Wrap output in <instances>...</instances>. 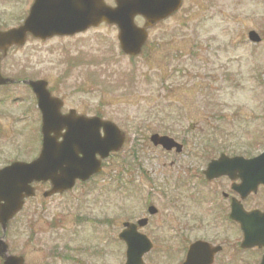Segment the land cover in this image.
<instances>
[{
  "label": "rangeland",
  "instance_id": "obj_1",
  "mask_svg": "<svg viewBox=\"0 0 264 264\" xmlns=\"http://www.w3.org/2000/svg\"><path fill=\"white\" fill-rule=\"evenodd\" d=\"M31 2L0 0V28L18 25ZM249 29L264 36V0H186L149 31L136 58L121 52L117 27L107 24L12 48L0 62L4 75L44 78L68 106L105 105L126 143L97 179L47 198L49 184L40 185L10 222L11 253L26 264H124L118 233L124 221L149 217L148 204L158 213L142 230L154 242L146 264H181L187 237L219 242L228 210L216 206L220 188L205 182L202 171L247 141L248 121L233 123L234 113L248 116L264 105V39L253 44ZM33 100L22 85L0 88V168L40 151ZM28 108L34 110L24 114ZM153 133L186 143L183 153L155 146ZM185 222L196 229L183 232ZM233 233L235 264H258L259 251L241 250L238 227Z\"/></svg>",
  "mask_w": 264,
  "mask_h": 264
},
{
  "label": "water",
  "instance_id": "obj_2",
  "mask_svg": "<svg viewBox=\"0 0 264 264\" xmlns=\"http://www.w3.org/2000/svg\"><path fill=\"white\" fill-rule=\"evenodd\" d=\"M116 7L108 6L104 0H35L30 14L24 24L8 31H0V51L7 54L12 44L23 45L29 33L35 37L48 38L53 35L74 34L83 31L102 21L117 24L119 40L124 53L138 55L148 37L147 28L157 21L166 19L181 5L182 0H115ZM142 15L146 18L144 27L135 24V17ZM253 40L260 38L251 32ZM0 74V85L14 82ZM38 99V105L43 114L42 134L43 147L40 156L32 162L17 161L0 170V256L2 264H25L23 256L9 253L6 243V231L9 221L22 209L25 198L35 194L33 182L48 181L52 189L45 196L63 192L72 188L77 178L88 179L101 169L100 160L108 156L110 150L118 149L123 139L114 133L111 123L106 124L107 135L103 139L96 138L91 133V124L84 123L83 127H70L62 143H57L54 125L58 121L62 102L51 96L46 80H26ZM156 144L171 149L176 143L167 136L152 137ZM82 154V156H80ZM243 158L230 159L221 156L210 163L206 175L213 178L216 174L227 173L231 166L247 165ZM238 170V169H237ZM217 172V173H216ZM152 213L155 209H150ZM231 216L238 220L244 231L245 248L264 246V213L260 211L246 212L239 202H234ZM146 220L140 221L144 225ZM128 229L120 237L128 243L127 261L125 264H144L143 255L150 251L152 243L148 238L139 234L134 225L127 224ZM209 245L199 241L191 245L188 260L184 264H211L212 254L220 250H208ZM261 264H264V256Z\"/></svg>",
  "mask_w": 264,
  "mask_h": 264
},
{
  "label": "flooded vegetation",
  "instance_id": "obj_3",
  "mask_svg": "<svg viewBox=\"0 0 264 264\" xmlns=\"http://www.w3.org/2000/svg\"><path fill=\"white\" fill-rule=\"evenodd\" d=\"M181 10L182 7L180 8L179 11ZM137 21L139 22V24L142 22L140 17L137 18ZM262 38L264 39V36H262ZM260 84L264 89V80H262ZM87 91L88 90H85V93ZM51 92L52 95L58 96L63 99V106L61 108L62 115H67L70 114V112L71 113L73 112V115L75 117H77L78 115L79 116L83 115L87 117L97 116L104 120L108 119V116L106 115L107 107L105 105H103L101 108L100 106L92 107L86 101H80L78 104L68 106L66 98L60 92H57L53 89L51 90ZM38 115L39 118L41 119L40 112H38ZM239 120L248 121L249 124L248 129L243 134L246 135L248 139L245 143H242L239 146L234 144L233 146L236 148L235 149L236 153L232 154L231 156L239 155V156H244L245 158L248 159L257 158L258 156L264 153V105L259 107H253L252 111L248 113V116H242V115H238L237 113H234L233 123H236ZM65 131H66L65 128L63 130H58L57 135L59 141L62 140L63 138L62 135L65 133ZM98 135L99 136L105 135L103 128H100V130L98 131ZM262 158L263 159L261 161H258L255 164H253L256 170L254 172V175L247 176V178L243 180L245 181V185H242L244 191L245 192L250 191L249 196L246 199L242 200V203L247 210H253L258 208L264 211V155ZM243 181L242 178L239 176V172L232 171L230 175H223L210 182V183H216L220 188L221 199L219 198L217 202L218 207L228 210L226 217V220L228 222L227 228L224 229L223 234L219 236L218 240L220 241L219 242L216 241V243L214 244V245H221L223 247V250L215 255L214 264H235V257L232 256V254L235 253L237 242L233 238V234H234L233 232L234 229H236L237 227L240 230V226L235 221L229 218V213L231 209L232 199L234 197L240 198V194L237 192L236 188L241 184H243ZM257 197H260V203L256 202L255 199ZM195 229L196 228L190 227V223L188 222L183 223V227H182L183 232H187L190 230L194 231ZM197 239H201V238H197ZM190 243L186 242L184 258H186L187 256ZM261 251L263 253V249H261Z\"/></svg>",
  "mask_w": 264,
  "mask_h": 264
}]
</instances>
